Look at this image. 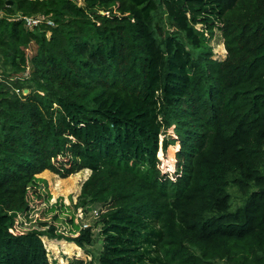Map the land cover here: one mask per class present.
Wrapping results in <instances>:
<instances>
[{"label":"trees","instance_id":"16d2710c","mask_svg":"<svg viewBox=\"0 0 264 264\" xmlns=\"http://www.w3.org/2000/svg\"><path fill=\"white\" fill-rule=\"evenodd\" d=\"M0 11V264H56L45 238L89 254L92 227L29 217L47 170L88 171L72 208H105L94 264H264V0H0ZM170 146L172 175L160 165Z\"/></svg>","mask_w":264,"mask_h":264},{"label":"rangeland","instance_id":"374dc122","mask_svg":"<svg viewBox=\"0 0 264 264\" xmlns=\"http://www.w3.org/2000/svg\"><path fill=\"white\" fill-rule=\"evenodd\" d=\"M209 44L212 46L214 56L222 59L226 51L223 45V39L221 38V33L217 31V29L214 30V35L209 41ZM1 69L2 68L0 67V72L2 71ZM175 148L176 146H170L165 153H160L161 168L163 171H167L170 175H172L175 171ZM87 175L88 171L81 170L80 172L71 174L68 177L61 178L47 170L40 173L38 175V181H36L35 185H32L31 188H29V199L31 205L33 206L32 211L29 213V217L32 218L34 224L40 221L51 222L53 220V216L56 215L58 218L56 226L59 231L66 232L72 227L69 222V219L72 218L71 216H73L74 221H77L81 227L82 224H88V226L92 227L94 237L92 244L87 247L89 254L80 248L67 249L66 243L61 240L45 238L48 255L51 259L56 260V264H94L93 258L100 252V216L97 215L94 217V214L91 211L96 209L100 215V213L105 211V208L102 207L101 210H99L100 207L95 206L90 208L87 212H83V209L81 208H77V210H73L72 208V204L76 201V197L80 191V185ZM34 190H36V192H34ZM230 192L232 196L231 210H234L241 202L235 204V202H238L239 197L237 192H234V188H230ZM37 195H39L40 199ZM16 225L21 228L18 223ZM28 227L30 226L28 225ZM152 254L153 252L150 253V255ZM72 257L77 259L68 263ZM79 259L83 261H80ZM215 264L225 263L223 261H216Z\"/></svg>","mask_w":264,"mask_h":264},{"label":"built area","instance_id":"2783aa9c","mask_svg":"<svg viewBox=\"0 0 264 264\" xmlns=\"http://www.w3.org/2000/svg\"><path fill=\"white\" fill-rule=\"evenodd\" d=\"M3 16V12L0 11V17ZM17 19L23 20L24 24L28 28H34L39 26L40 24H47V25H53V21L50 19L49 16L44 14H36V15H20L17 14L15 16ZM16 92H18V89H16ZM91 212H93V216H97L99 214L98 210L94 209ZM88 227V224H82V228Z\"/></svg>","mask_w":264,"mask_h":264},{"label":"water","instance_id":"95a60500","mask_svg":"<svg viewBox=\"0 0 264 264\" xmlns=\"http://www.w3.org/2000/svg\"><path fill=\"white\" fill-rule=\"evenodd\" d=\"M24 92H27V89H25Z\"/></svg>","mask_w":264,"mask_h":264}]
</instances>
